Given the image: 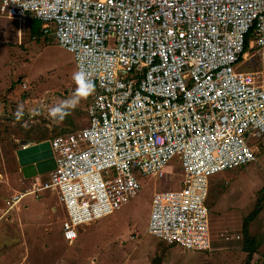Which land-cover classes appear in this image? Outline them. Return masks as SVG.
<instances>
[{
	"label": "built area",
	"instance_id": "obj_1",
	"mask_svg": "<svg viewBox=\"0 0 264 264\" xmlns=\"http://www.w3.org/2000/svg\"><path fill=\"white\" fill-rule=\"evenodd\" d=\"M0 10L42 22L94 85L88 124L49 141L55 167L24 179L9 207L53 190L73 242L176 158L180 187L153 194L146 232L208 250L209 177L256 161L248 140L264 136L262 72L239 69L264 50V0H0Z\"/></svg>",
	"mask_w": 264,
	"mask_h": 264
},
{
	"label": "rangeland",
	"instance_id": "obj_2",
	"mask_svg": "<svg viewBox=\"0 0 264 264\" xmlns=\"http://www.w3.org/2000/svg\"><path fill=\"white\" fill-rule=\"evenodd\" d=\"M28 21L8 18L0 10V264H145L155 243L161 244L163 264H241L246 256L242 223L264 186V136L248 140L256 161L209 177L204 201L210 226L206 251L167 245L146 232L153 194L180 187L182 170L176 158L168 163L167 176L141 178L134 199L117 212L80 226L73 242L62 239L65 211L53 190L38 198L26 195L9 207L13 193L26 187L16 155L20 141H30L35 130L54 131L55 137L88 124V99L76 95L72 54L51 35L32 38ZM249 55L239 69L260 70L264 86V50ZM57 107L61 112L53 115L51 109ZM249 232L258 246L251 264H264V203Z\"/></svg>",
	"mask_w": 264,
	"mask_h": 264
},
{
	"label": "trees",
	"instance_id": "obj_3",
	"mask_svg": "<svg viewBox=\"0 0 264 264\" xmlns=\"http://www.w3.org/2000/svg\"><path fill=\"white\" fill-rule=\"evenodd\" d=\"M28 24H29L30 35L32 38H40L43 35H45L46 37L49 36V35H46L44 33L43 28H42V22L34 20V19H30L28 21ZM52 38H54V36H52ZM247 49H248V43L246 42L245 43V50H247ZM254 50H255V48L252 49V51H254ZM15 85H16V82L12 83L11 88L13 89V87ZM86 108H87V106H86ZM86 114H87V112H86ZM33 133H34V137H32L29 142L34 143V144H37V143H40L43 141H47V140L54 138L53 137L54 131L52 133H41V129H39V132L37 130H35V132H33ZM258 194H259V196L255 201L254 209L249 213V215H247L244 218V221L242 223L241 232L243 235V246H244L243 249L246 252V256L243 259L241 264H251L253 256L256 253L257 248H258V246L256 244L255 236L249 232V226L257 218V216L259 215V213L262 210V205L264 203V186L258 192Z\"/></svg>",
	"mask_w": 264,
	"mask_h": 264
},
{
	"label": "water",
	"instance_id": "obj_4",
	"mask_svg": "<svg viewBox=\"0 0 264 264\" xmlns=\"http://www.w3.org/2000/svg\"><path fill=\"white\" fill-rule=\"evenodd\" d=\"M20 145L16 155L21 174L25 179L45 174L55 167L48 140L37 144H30L27 140H21Z\"/></svg>",
	"mask_w": 264,
	"mask_h": 264
},
{
	"label": "clouds",
	"instance_id": "obj_5",
	"mask_svg": "<svg viewBox=\"0 0 264 264\" xmlns=\"http://www.w3.org/2000/svg\"><path fill=\"white\" fill-rule=\"evenodd\" d=\"M73 79L75 80L77 84V89H76L77 97L87 98V96L90 95L94 91V85L90 81L86 80V77L84 76V74L77 72L74 74ZM51 112L53 115H55L56 113L61 112V108L57 107V108L51 109ZM16 115L19 118L22 115V111L18 110Z\"/></svg>",
	"mask_w": 264,
	"mask_h": 264
},
{
	"label": "crops",
	"instance_id": "obj_6",
	"mask_svg": "<svg viewBox=\"0 0 264 264\" xmlns=\"http://www.w3.org/2000/svg\"><path fill=\"white\" fill-rule=\"evenodd\" d=\"M31 144H34V143H31ZM217 174V173H216ZM20 177L21 178H23V180L25 179L23 176H22V174H21V172H20ZM18 191V190H17ZM17 191H15V193L17 192ZM222 193H223V191H222ZM221 196V195H220ZM220 198V197H219ZM216 203V202H215ZM214 203V204H215ZM213 204V205H214ZM159 241H161V240H159ZM162 242V241H161ZM162 243H164V242H162ZM166 244V243H165ZM152 244H150V246H151ZM154 245H156V247L154 248V251H152L153 253H152V255L149 257V258H147V260H146V263L145 264H163V260L162 261H160V259L163 257V253L161 252V250H160V247H161V244L160 243H155ZM168 245V244H167ZM165 256V255H164Z\"/></svg>",
	"mask_w": 264,
	"mask_h": 264
}]
</instances>
